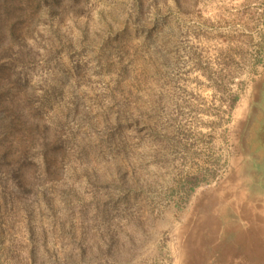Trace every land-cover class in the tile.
Returning <instances> with one entry per match:
<instances>
[{
	"label": "rangeland",
	"instance_id": "374dc122",
	"mask_svg": "<svg viewBox=\"0 0 264 264\" xmlns=\"http://www.w3.org/2000/svg\"><path fill=\"white\" fill-rule=\"evenodd\" d=\"M263 91L264 0H0V264H253Z\"/></svg>",
	"mask_w": 264,
	"mask_h": 264
},
{
	"label": "flooded vegetation",
	"instance_id": "af4514ba",
	"mask_svg": "<svg viewBox=\"0 0 264 264\" xmlns=\"http://www.w3.org/2000/svg\"><path fill=\"white\" fill-rule=\"evenodd\" d=\"M247 139L250 140L253 165L256 167V174L264 176V91L262 108L256 110L249 128L246 132ZM264 179V178H263ZM262 179V180H263ZM264 190V188H263Z\"/></svg>",
	"mask_w": 264,
	"mask_h": 264
},
{
	"label": "crops",
	"instance_id": "0c3cea01",
	"mask_svg": "<svg viewBox=\"0 0 264 264\" xmlns=\"http://www.w3.org/2000/svg\"><path fill=\"white\" fill-rule=\"evenodd\" d=\"M239 227H241V226L239 225ZM241 228H244V227H241ZM248 238L251 239L250 236ZM254 240H256V238H254ZM240 244L241 245H240L239 254L241 255V258L243 256L242 254H244V253L246 254L247 252L248 253L256 252L257 258L255 259V261H252L251 260L250 263L259 264L260 262H263L264 261V247L263 248H260V247H257L255 245H253V244L252 245H249L248 243H240Z\"/></svg>",
	"mask_w": 264,
	"mask_h": 264
},
{
	"label": "trees",
	"instance_id": "16d2710c",
	"mask_svg": "<svg viewBox=\"0 0 264 264\" xmlns=\"http://www.w3.org/2000/svg\"><path fill=\"white\" fill-rule=\"evenodd\" d=\"M11 171H14V169H12Z\"/></svg>",
	"mask_w": 264,
	"mask_h": 264
}]
</instances>
